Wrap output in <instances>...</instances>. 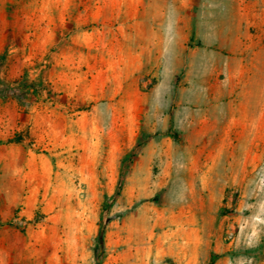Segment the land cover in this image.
<instances>
[{
	"label": "rangeland",
	"instance_id": "1",
	"mask_svg": "<svg viewBox=\"0 0 264 264\" xmlns=\"http://www.w3.org/2000/svg\"><path fill=\"white\" fill-rule=\"evenodd\" d=\"M21 78L0 264H264V0H0Z\"/></svg>",
	"mask_w": 264,
	"mask_h": 264
},
{
	"label": "trees",
	"instance_id": "2",
	"mask_svg": "<svg viewBox=\"0 0 264 264\" xmlns=\"http://www.w3.org/2000/svg\"><path fill=\"white\" fill-rule=\"evenodd\" d=\"M1 83V82H0ZM27 89V84L24 79H19L11 84H5L3 86H0V93H6L7 91H14V93H17L19 97L23 96L25 91ZM99 241H102V229L99 230Z\"/></svg>",
	"mask_w": 264,
	"mask_h": 264
}]
</instances>
